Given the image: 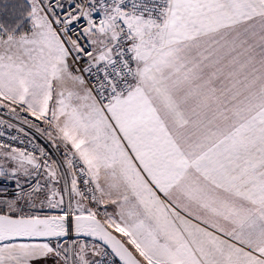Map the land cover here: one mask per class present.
Returning a JSON list of instances; mask_svg holds the SVG:
<instances>
[{"label": "snow or ice", "instance_id": "1", "mask_svg": "<svg viewBox=\"0 0 264 264\" xmlns=\"http://www.w3.org/2000/svg\"><path fill=\"white\" fill-rule=\"evenodd\" d=\"M161 4L0 10V264H264V0Z\"/></svg>", "mask_w": 264, "mask_h": 264}, {"label": "rangeland", "instance_id": "2", "mask_svg": "<svg viewBox=\"0 0 264 264\" xmlns=\"http://www.w3.org/2000/svg\"><path fill=\"white\" fill-rule=\"evenodd\" d=\"M22 2V0H0V10L4 9V6H8V12L10 13L12 10V6L16 5L17 3ZM5 13L0 11V17H3Z\"/></svg>", "mask_w": 264, "mask_h": 264}, {"label": "built area", "instance_id": "3", "mask_svg": "<svg viewBox=\"0 0 264 264\" xmlns=\"http://www.w3.org/2000/svg\"><path fill=\"white\" fill-rule=\"evenodd\" d=\"M143 3L151 6L153 3L157 5V8L162 7L163 5L161 4V0H143ZM155 12V10H154ZM39 143L41 144H46V142L44 141V139L41 137L39 138Z\"/></svg>", "mask_w": 264, "mask_h": 264}, {"label": "crops", "instance_id": "4", "mask_svg": "<svg viewBox=\"0 0 264 264\" xmlns=\"http://www.w3.org/2000/svg\"><path fill=\"white\" fill-rule=\"evenodd\" d=\"M153 15H158L157 11L153 12Z\"/></svg>", "mask_w": 264, "mask_h": 264}]
</instances>
